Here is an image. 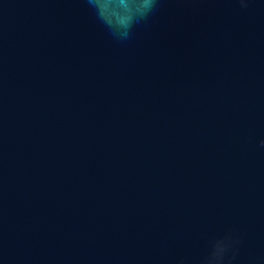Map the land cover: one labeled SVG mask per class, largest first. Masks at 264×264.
Listing matches in <instances>:
<instances>
[{"label": "water", "instance_id": "obj_1", "mask_svg": "<svg viewBox=\"0 0 264 264\" xmlns=\"http://www.w3.org/2000/svg\"><path fill=\"white\" fill-rule=\"evenodd\" d=\"M0 264H264V0H0Z\"/></svg>", "mask_w": 264, "mask_h": 264}]
</instances>
